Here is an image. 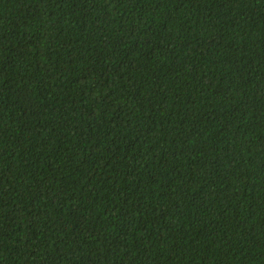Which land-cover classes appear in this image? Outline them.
Returning a JSON list of instances; mask_svg holds the SVG:
<instances>
[{
	"label": "trees",
	"instance_id": "1",
	"mask_svg": "<svg viewBox=\"0 0 264 264\" xmlns=\"http://www.w3.org/2000/svg\"><path fill=\"white\" fill-rule=\"evenodd\" d=\"M0 264H264V0H0Z\"/></svg>",
	"mask_w": 264,
	"mask_h": 264
}]
</instances>
